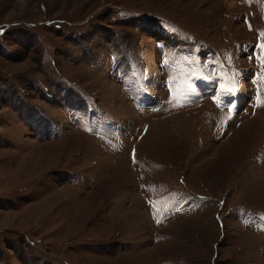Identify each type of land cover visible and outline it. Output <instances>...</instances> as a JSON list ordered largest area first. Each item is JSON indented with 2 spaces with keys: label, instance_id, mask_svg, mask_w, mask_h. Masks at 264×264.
Segmentation results:
<instances>
[{
  "label": "rangeland",
  "instance_id": "374dc122",
  "mask_svg": "<svg viewBox=\"0 0 264 264\" xmlns=\"http://www.w3.org/2000/svg\"><path fill=\"white\" fill-rule=\"evenodd\" d=\"M0 264H264V0H0Z\"/></svg>",
  "mask_w": 264,
  "mask_h": 264
},
{
  "label": "snow or ice",
  "instance_id": "6c2138e0",
  "mask_svg": "<svg viewBox=\"0 0 264 264\" xmlns=\"http://www.w3.org/2000/svg\"><path fill=\"white\" fill-rule=\"evenodd\" d=\"M223 88V85L221 86ZM228 93H234L235 89L234 88H229L226 90Z\"/></svg>",
  "mask_w": 264,
  "mask_h": 264
}]
</instances>
